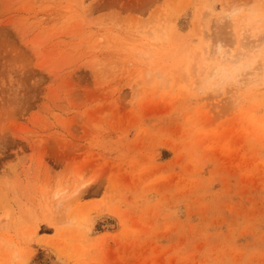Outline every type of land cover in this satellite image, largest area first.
Masks as SVG:
<instances>
[{"label": "rangeland", "instance_id": "1", "mask_svg": "<svg viewBox=\"0 0 264 264\" xmlns=\"http://www.w3.org/2000/svg\"><path fill=\"white\" fill-rule=\"evenodd\" d=\"M50 257L264 264V0H0V264Z\"/></svg>", "mask_w": 264, "mask_h": 264}, {"label": "bare ground", "instance_id": "2", "mask_svg": "<svg viewBox=\"0 0 264 264\" xmlns=\"http://www.w3.org/2000/svg\"><path fill=\"white\" fill-rule=\"evenodd\" d=\"M222 71H225L224 68L222 69ZM103 223H104V226L112 227L111 222H109L107 220H105ZM63 260L59 257H57V258L56 257H50L47 259V263L48 264H66Z\"/></svg>", "mask_w": 264, "mask_h": 264}]
</instances>
